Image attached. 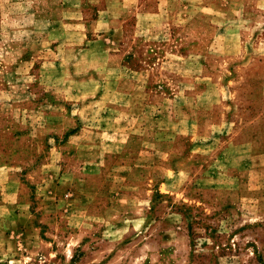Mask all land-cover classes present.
Segmentation results:
<instances>
[{
  "label": "rangeland",
  "instance_id": "obj_1",
  "mask_svg": "<svg viewBox=\"0 0 264 264\" xmlns=\"http://www.w3.org/2000/svg\"><path fill=\"white\" fill-rule=\"evenodd\" d=\"M206 1L215 3L211 14L196 8ZM224 2L166 5L177 17L212 15L226 25L216 23L218 41L201 43L213 47L212 58L160 61L155 76L168 96H139L142 106L124 115L134 128L129 138L115 137L109 105L80 107L106 129L86 127L80 135L70 119L79 107L47 105L63 93L47 85L55 66L46 62L56 56L30 38V3L17 10L26 56L16 67L15 58L1 59L0 0V264H264V171L254 169L263 163L255 153L264 121L254 103L264 101V0H240V11L234 0L222 12ZM88 61L66 56L71 73H83ZM206 95L217 101L218 118L208 108L213 136L193 139L205 128L191 121L193 99ZM141 113L167 134L137 130ZM176 118L184 135L175 140Z\"/></svg>",
  "mask_w": 264,
  "mask_h": 264
},
{
  "label": "crops",
  "instance_id": "obj_2",
  "mask_svg": "<svg viewBox=\"0 0 264 264\" xmlns=\"http://www.w3.org/2000/svg\"><path fill=\"white\" fill-rule=\"evenodd\" d=\"M174 0H1V59L15 58L13 67L19 65L20 58L26 55L19 53L21 30H18L20 18L17 15L20 5L29 3L33 12V27L29 28L30 38L35 42L47 43L46 47L55 54L56 59L47 61V66H55L47 72V85L52 89H61L62 97L50 98L47 105L51 106H77V112L70 116L75 128L79 131L74 135H80L88 127L89 129H104V125L98 126L96 116L85 117L79 111L83 106L109 105L115 110L109 119L114 126L111 130L119 136L132 137L134 128H130L131 121L124 119L125 113L131 108L142 106L140 97L142 93L156 95L158 99H166L167 88L157 73H159L160 61L164 58H212V48L201 46V43H215L220 39V28L226 25L224 20L217 21L212 15L208 17H177L175 11H171L166 5ZM225 0L221 8L229 10L231 2ZM180 3V2H179ZM53 4L55 7L53 8ZM215 3H209L196 8L205 14L215 11ZM187 4L186 8H191ZM237 8L240 11L241 3L237 0ZM59 11L55 14L54 10ZM174 15V16H173ZM220 24V28L217 27ZM16 26V28H15ZM26 29V28H25ZM27 31V30H26ZM227 35V34H226ZM225 35H222V40ZM219 37V38H217ZM193 43L191 49L185 50L181 44L183 40ZM228 40V39H227ZM237 41H245L239 38ZM75 56H84L89 60L83 73H71L68 70L66 56L69 52ZM31 56V55H28ZM32 57V56H31ZM37 65L39 56H33ZM17 58V61H16ZM33 65V66H34ZM208 71V65H204ZM50 74V75H48ZM63 75V76H62ZM51 77V79H50ZM208 84V83H206ZM71 90L74 92L71 93ZM142 91V92H141ZM70 94L73 96L70 97ZM153 94V95H152ZM81 95V96H80ZM109 100V101H107ZM195 113L192 122H201L205 128L200 127L196 135H188L191 138H211L213 134L208 132V108L214 119L215 101L212 96L194 98ZM165 102V100H164ZM150 104L152 107L159 106ZM262 108L256 119L264 121V101L254 103ZM201 106H205V118ZM158 110V109H157ZM141 112V111H139ZM202 112V113H201ZM138 116L139 126L137 130L153 133L156 136L166 135V128L157 126L152 128L147 124L148 119ZM195 115L197 116L196 118ZM226 116V115H224ZM218 118L217 116H215ZM69 118V117H68ZM85 122H89L87 125ZM130 122V124H129ZM157 122L162 124L157 117ZM175 129L170 133L174 139L184 135V124L179 119H173ZM91 123V126H90ZM137 123V124H138ZM141 123V124H140ZM199 126V125H198ZM75 129V130H76ZM103 133V131L101 132ZM54 136V135H53ZM261 148L255 153L263 163L254 169L264 171V139ZM143 153L148 150L143 149ZM160 146L158 145V153ZM238 186L240 174L237 176Z\"/></svg>",
  "mask_w": 264,
  "mask_h": 264
}]
</instances>
